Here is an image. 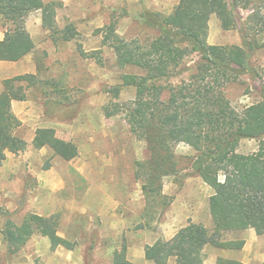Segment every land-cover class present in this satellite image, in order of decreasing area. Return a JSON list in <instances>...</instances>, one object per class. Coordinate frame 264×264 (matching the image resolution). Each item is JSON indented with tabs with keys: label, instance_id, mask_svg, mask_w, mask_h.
Instances as JSON below:
<instances>
[{
	"label": "rangeland",
	"instance_id": "374dc122",
	"mask_svg": "<svg viewBox=\"0 0 264 264\" xmlns=\"http://www.w3.org/2000/svg\"><path fill=\"white\" fill-rule=\"evenodd\" d=\"M45 1H54L58 6L55 29L44 27L42 10L32 11L26 21L36 42L31 57L37 65L38 79L32 86L21 84L29 106L20 109L25 120L18 135L26 144L8 150L9 158L0 163L4 168L0 176V264H120L124 245L129 261L154 264L144 258L147 244L173 238L190 222L202 223L213 232L209 212L213 189L193 171L196 150L184 142L177 144V172L163 179V193L171 203L162 213L159 208L150 209L143 182L136 176L138 162L150 155L146 136L131 130L124 112L106 114L108 105L135 97L134 87H123L116 95V86L122 83L124 74L141 70L121 67L114 47L103 42L105 31L99 29L115 22L121 36L151 39L157 35L156 30L134 16L145 10L168 15L179 0ZM236 13L239 26L231 30L223 29L215 14L211 16L210 43L243 45L241 27L248 22L250 12L238 9ZM70 27L74 36L66 39ZM4 33L0 21V39ZM251 33L263 41V35L254 30ZM252 54V72L227 87V95L238 109L263 97L264 47ZM196 59V55L187 59L184 65L189 68L170 78L166 85L190 83ZM12 72L11 67L0 66V91L2 80ZM39 127H53L60 137L75 142L78 156L65 160L49 147L36 148L30 140ZM259 145L256 139H242L238 151L252 153ZM30 213L58 215L59 233L75 241L76 247L53 249L38 228L24 247L11 255L3 234L5 223L11 220L20 224ZM222 238L244 239L245 245L242 249L223 250L208 244L203 250L204 264L217 262L220 256L249 264L263 263L264 234L244 229L227 232Z\"/></svg>",
	"mask_w": 264,
	"mask_h": 264
},
{
	"label": "trees",
	"instance_id": "16d2710c",
	"mask_svg": "<svg viewBox=\"0 0 264 264\" xmlns=\"http://www.w3.org/2000/svg\"><path fill=\"white\" fill-rule=\"evenodd\" d=\"M249 10L248 22L241 30L243 45L212 44L208 41L209 21L215 14L225 30L238 28L236 11ZM42 10L45 28L55 29L58 6L45 0H0V21L5 26L0 39V61H19L33 52L36 43L26 26L32 11ZM124 14H127L125 12ZM141 24L155 29L151 39L119 35L116 23L105 31L103 42L114 47L121 67H137L140 73H126L116 86L134 87L135 97L125 103L106 107L108 116L124 112L131 130L146 136L149 157L137 164L136 176L148 208L162 213L171 201L163 193V179L177 172L175 147L187 143L196 150L192 168L212 189L209 198L214 229L190 222L171 239H158L145 247V257L155 264H204L203 250L213 244L224 249H242L244 239L225 240L230 231L254 229L264 234V87L263 97L242 109L235 107L227 87L241 75L252 72L253 51L264 47V0H179L168 15L145 10L134 16ZM263 35L254 38L253 31ZM66 39L74 36L70 27ZM72 33V34H71ZM94 53H84L94 56ZM197 56L191 82L168 87L166 81L189 68L184 63ZM182 67V68H181ZM37 74H19L2 80L0 91V163L7 151L22 148L26 141L17 134L22 120L13 108L14 100H26L21 84H37ZM165 83V84H164ZM242 139L260 141L252 153L238 151ZM36 148L49 147L55 155L72 160L79 154L78 145L60 137L53 127H39L33 139ZM58 215L30 213L20 224L6 221L3 230L11 255L18 253L38 228L56 249H74L75 241L59 233ZM122 249L120 264H133ZM216 264H248L220 256ZM264 264V261L263 263Z\"/></svg>",
	"mask_w": 264,
	"mask_h": 264
},
{
	"label": "crops",
	"instance_id": "0c3cea01",
	"mask_svg": "<svg viewBox=\"0 0 264 264\" xmlns=\"http://www.w3.org/2000/svg\"><path fill=\"white\" fill-rule=\"evenodd\" d=\"M33 37V36H32ZM34 39V38H33ZM35 41V40H34ZM36 43V42H35ZM36 49V48H35ZM34 49V50H35ZM33 50V51H34ZM32 53V52H31ZM31 53L28 54L27 56H25L23 59L19 60V61H0V66H9L12 68V74H9L6 76V78H10V77H13V76H16V75H19V74H26V73H33L35 74L36 73V69H37V65L35 63V61L33 60V58L31 57ZM29 102V100H14L13 101V108H14V111L16 112V114L19 116V118L22 120V125L18 128L17 130V134L20 132L21 129H23L24 127V116L22 115V112H20V109H22L23 107H28L29 104L26 106V104ZM35 132H36V129L33 131V134H32V137H31V140L33 142V139H34V136H35ZM8 158H9V155L7 154ZM7 160V158H6ZM3 172H4V168L2 167V165H0V176L3 175ZM210 207V205H209ZM209 212H210V208H209ZM210 215H211V212H210ZM212 217V215H211ZM213 221V220H212ZM252 229V228H251ZM256 232V231H255ZM257 234V233H256ZM258 235V234H257ZM263 235V234H262ZM157 241V240H156ZM155 241V242H156ZM153 242V243H155ZM152 243V244H153ZM66 248L64 246H59L57 248ZM76 247V246H75ZM68 249V248H66ZM68 250H73V249H68ZM223 250H225L223 248ZM228 250V249H226ZM227 252V251H226ZM143 254H144V258L146 261H152V260H148L146 257H145V251H143ZM132 262V261H131ZM154 262V261H152ZM244 262V261H243ZM133 263V262H132ZM217 262H213L212 264H216ZM247 263V262H245ZM134 264V263H133ZM155 264V263H154ZM206 264V263H205ZM249 264V263H248Z\"/></svg>",
	"mask_w": 264,
	"mask_h": 264
}]
</instances>
